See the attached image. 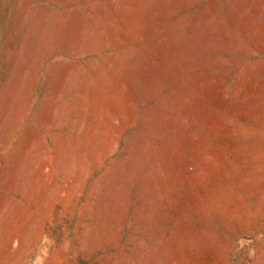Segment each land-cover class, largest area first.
Returning a JSON list of instances; mask_svg holds the SVG:
<instances>
[{
    "label": "rangeland",
    "instance_id": "rangeland-1",
    "mask_svg": "<svg viewBox=\"0 0 264 264\" xmlns=\"http://www.w3.org/2000/svg\"><path fill=\"white\" fill-rule=\"evenodd\" d=\"M0 264H264V0H0Z\"/></svg>",
    "mask_w": 264,
    "mask_h": 264
},
{
    "label": "bare ground",
    "instance_id": "bare-ground-1",
    "mask_svg": "<svg viewBox=\"0 0 264 264\" xmlns=\"http://www.w3.org/2000/svg\"><path fill=\"white\" fill-rule=\"evenodd\" d=\"M95 39H96V38H95ZM66 108H67V106H66ZM30 194H31V193H30ZM12 230H14V229H12ZM13 233H14V232H13ZM9 236H10V235H9ZM13 237H15V234L12 236V238H13ZM16 237H17V236H16ZM7 238H8V237H7ZM8 242H9V241H8Z\"/></svg>",
    "mask_w": 264,
    "mask_h": 264
}]
</instances>
